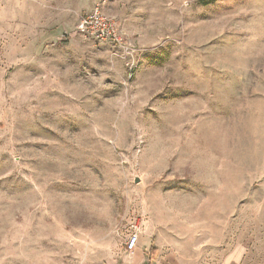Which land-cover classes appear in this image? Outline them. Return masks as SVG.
Here are the masks:
<instances>
[{
  "label": "rangeland",
  "instance_id": "obj_1",
  "mask_svg": "<svg viewBox=\"0 0 264 264\" xmlns=\"http://www.w3.org/2000/svg\"><path fill=\"white\" fill-rule=\"evenodd\" d=\"M133 223L264 264V0H0V264H124Z\"/></svg>",
  "mask_w": 264,
  "mask_h": 264
},
{
  "label": "crops",
  "instance_id": "obj_2",
  "mask_svg": "<svg viewBox=\"0 0 264 264\" xmlns=\"http://www.w3.org/2000/svg\"><path fill=\"white\" fill-rule=\"evenodd\" d=\"M138 248L133 254L123 257L124 264H242L243 252L241 246L233 247L222 255V258L211 262L208 252H197L189 257H184L174 252H162L157 250L154 257H149L147 249L149 246L158 248V242L152 241L147 235L141 236ZM214 256V254L212 255Z\"/></svg>",
  "mask_w": 264,
  "mask_h": 264
},
{
  "label": "built area",
  "instance_id": "obj_3",
  "mask_svg": "<svg viewBox=\"0 0 264 264\" xmlns=\"http://www.w3.org/2000/svg\"><path fill=\"white\" fill-rule=\"evenodd\" d=\"M76 30L85 37L109 40L119 49H128L129 47L127 39L116 21L104 14L98 4L80 16ZM131 228L133 233L126 241V249L132 252L137 246L139 225L133 223Z\"/></svg>",
  "mask_w": 264,
  "mask_h": 264
},
{
  "label": "water",
  "instance_id": "obj_4",
  "mask_svg": "<svg viewBox=\"0 0 264 264\" xmlns=\"http://www.w3.org/2000/svg\"><path fill=\"white\" fill-rule=\"evenodd\" d=\"M135 181H137V179H135Z\"/></svg>",
  "mask_w": 264,
  "mask_h": 264
}]
</instances>
